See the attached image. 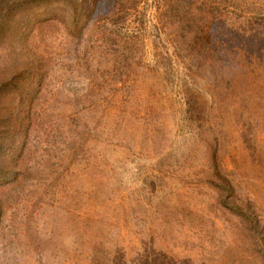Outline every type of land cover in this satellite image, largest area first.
<instances>
[{"label": "rangeland", "instance_id": "rangeland-1", "mask_svg": "<svg viewBox=\"0 0 264 264\" xmlns=\"http://www.w3.org/2000/svg\"><path fill=\"white\" fill-rule=\"evenodd\" d=\"M136 1L1 22L0 264H264V0Z\"/></svg>", "mask_w": 264, "mask_h": 264}, {"label": "trees", "instance_id": "trees-1", "mask_svg": "<svg viewBox=\"0 0 264 264\" xmlns=\"http://www.w3.org/2000/svg\"><path fill=\"white\" fill-rule=\"evenodd\" d=\"M50 0H0V31H1V26H2V21L5 19V17L10 14L11 12H13L14 10L18 9V8H23L29 4H34L36 2H49ZM135 3V9L133 11H137L140 2L136 1V0H131V2ZM131 2H129L130 4H132ZM180 2H176L173 0H170L168 2V5L171 6L172 8H175L177 6H179ZM98 3L94 2V6L97 7ZM133 5V4H132ZM73 7V5H71ZM216 8H220L221 5H218L216 2ZM73 11H77V6L76 4H74V8H72ZM222 10V8H221ZM225 12V10H224ZM229 15V14H228ZM230 22H232L233 19H231V16H225ZM1 35L4 34V32H0ZM24 75V73H19L17 74L18 79L20 80L21 76ZM228 183V182H227ZM228 185H230L228 183ZM218 187V186H217ZM223 191V190H221ZM231 196L234 195V191H232L231 189ZM230 197L229 195L227 196V198ZM227 202H225V206L228 207V209L233 212L234 214H237L238 216L242 217V219L244 220V222L246 224H248L251 228V231L257 235L258 239L260 238V241H262V237H264V228L262 227V222L259 219L258 215L256 214V212L251 209L250 206H242L239 207L234 203H228V205L226 204ZM223 204V203H222ZM223 204V205H224ZM232 204V205H231ZM234 205V206H233Z\"/></svg>", "mask_w": 264, "mask_h": 264}]
</instances>
